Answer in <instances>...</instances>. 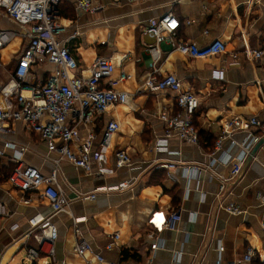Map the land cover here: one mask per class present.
<instances>
[{
  "label": "crops",
  "instance_id": "1",
  "mask_svg": "<svg viewBox=\"0 0 264 264\" xmlns=\"http://www.w3.org/2000/svg\"><path fill=\"white\" fill-rule=\"evenodd\" d=\"M102 2L104 8L91 14L77 10L69 1L65 12L74 16H62L69 27L68 45L84 75L90 74L99 56L111 57L116 64L112 79L119 80L115 89L129 92L132 99L110 107L88 127L97 133L102 155L93 162L91 172L62 160L59 181L70 206L59 213H53L50 202L38 191L24 193L8 180L15 155L45 175L51 174L57 155L21 121L13 124V133L0 135V152L5 153L0 155V264H108L99 262L97 254L123 264H235L250 249L253 259L243 264H262L264 206L257 193L264 192V137L253 145L240 175L227 182L223 192L220 185L241 154L247 133H235L216 156L212 152L225 120L235 116L264 118V57L257 62L243 53L238 62L225 56L191 59L176 44L192 41L205 46L219 38L229 51L259 48L264 45V0ZM170 12L181 24L174 41L161 43V58L155 63L148 47L156 44V38L144 29L150 19ZM17 29V24L0 11V30ZM25 47L26 41L17 37L3 48L0 82L9 79ZM155 65L162 74H176L185 88L200 97L195 115L199 145L170 137L167 150L154 149L156 141L165 137L159 114L177 109L171 92H137ZM55 68L46 63L40 72L46 78ZM124 74L128 78L120 80ZM111 119L121 127L112 145L103 148L100 142ZM6 142L12 145L6 147ZM21 147L26 150L21 152ZM120 149L130 154V166H116L115 152ZM163 163L175 164L170 169L172 178ZM195 165L200 169H187ZM122 183L129 185L117 191L105 190ZM97 189L95 199L81 198ZM26 198L30 202L26 203ZM231 203L242 212L229 213L226 206ZM174 211H179L181 221L171 230L164 223ZM37 215L51 217L58 238L54 259L43 253L32 262L27 252L36 242L29 236L30 219ZM115 233L120 237L108 249ZM83 240L91 249L79 254L76 245ZM156 242L160 247L152 251Z\"/></svg>",
  "mask_w": 264,
  "mask_h": 264
},
{
  "label": "built area",
  "instance_id": "2",
  "mask_svg": "<svg viewBox=\"0 0 264 264\" xmlns=\"http://www.w3.org/2000/svg\"><path fill=\"white\" fill-rule=\"evenodd\" d=\"M67 1H72L77 10L85 13L94 14L104 8L102 0H0V11L18 26L17 30H0V51L17 37H22L26 41V47L18 59L14 72L6 82H0V135L13 133V124L21 121L29 130L39 134L46 141L49 151L57 155L55 167L50 175L43 174L39 168L24 163L20 155H15L16 164L8 180L12 186L24 193L38 191L41 198L50 202L53 213L64 211L70 206V200L65 196L59 181L62 160L70 161L85 172H91L93 162L99 160L102 155L97 147V133L88 127L95 125L99 116L110 107L128 104L132 99L129 92L115 89L119 80L112 79L116 64L111 57L99 56L89 69L90 74L84 75L68 45L70 38L66 34L69 27L63 22L60 12V5ZM110 1L117 3L122 0ZM180 24V20L171 12L149 20L144 33L156 38V44L148 47L155 63L161 58V43L166 40L174 41ZM77 34L76 31L73 36ZM176 48L191 59L225 56V59L232 57L238 62L243 53L248 59L257 62L264 57V45L256 49L229 51L226 42L219 38L205 46H198L192 41H180ZM46 63H52L56 68L45 78L40 68ZM126 78L128 75L124 74L120 80ZM104 81L107 85L103 84ZM163 91L174 94L177 109L174 112L166 109L159 114L165 125V137L156 141L154 149L157 152L167 150L170 137L199 145L200 134L195 124V115L201 106L200 97L195 91L185 88L176 74H162L155 65V69L137 92ZM82 127L88 130L84 132ZM120 127L116 119L108 121L100 142L103 148L112 145V139ZM238 132H246L247 139L242 143L241 154L232 163L229 177L221 183L220 192L226 189L227 182L235 180L240 175L251 148L264 137V118L235 116L225 120L222 124V133L215 143L213 156L222 151L225 140ZM11 145V142H6V147ZM25 150L26 147H21V152ZM4 154L0 152V155ZM132 163L127 150L120 149L115 152L117 167L130 166ZM161 166L169 170L168 176L172 178L170 169H173L175 164L163 163ZM189 168L199 170L200 166H187V169ZM128 185L122 183L105 190L117 191L125 189ZM98 192L97 189L91 194L81 195V198L95 199ZM257 198L264 206V192L259 191ZM30 200L24 199L26 203ZM226 210L231 214L242 212L234 203L227 205ZM180 221L181 214L174 211L165 220L164 225L176 230ZM30 224L32 229L29 236L33 237L36 244L28 249V259L32 262L37 261L43 253L54 259L58 228L51 217L37 215L30 219ZM261 227L264 230V219ZM119 237L120 234L115 233L107 248L112 249ZM159 247L158 242L154 243L152 251ZM90 249L91 246L84 240L76 245L79 254ZM253 256L254 253L250 249L243 259L235 264L250 262ZM96 257L99 262L123 264L107 261L101 254H97Z\"/></svg>",
  "mask_w": 264,
  "mask_h": 264
},
{
  "label": "trees",
  "instance_id": "3",
  "mask_svg": "<svg viewBox=\"0 0 264 264\" xmlns=\"http://www.w3.org/2000/svg\"><path fill=\"white\" fill-rule=\"evenodd\" d=\"M69 5H70V3H69V1H67V2H65V3H62L61 5H60V12H61V15L63 16V17H67V16H74V14L72 13V14H67L65 11L66 10H68L69 9ZM196 124V123H195ZM197 126V125H196ZM200 134V133H199Z\"/></svg>",
  "mask_w": 264,
  "mask_h": 264
},
{
  "label": "water",
  "instance_id": "4",
  "mask_svg": "<svg viewBox=\"0 0 264 264\" xmlns=\"http://www.w3.org/2000/svg\"><path fill=\"white\" fill-rule=\"evenodd\" d=\"M252 155H255V152H254V153H252Z\"/></svg>",
  "mask_w": 264,
  "mask_h": 264
},
{
  "label": "rangeland",
  "instance_id": "5",
  "mask_svg": "<svg viewBox=\"0 0 264 264\" xmlns=\"http://www.w3.org/2000/svg\"><path fill=\"white\" fill-rule=\"evenodd\" d=\"M2 50H3V49H2ZM2 50H1V51H2ZM1 51H0V54H1ZM2 52H3V51H2Z\"/></svg>",
  "mask_w": 264,
  "mask_h": 264
}]
</instances>
